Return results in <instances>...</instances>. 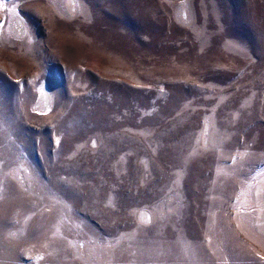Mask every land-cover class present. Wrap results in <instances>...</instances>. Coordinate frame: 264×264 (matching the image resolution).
I'll return each instance as SVG.
<instances>
[{
  "label": "rangeland",
  "instance_id": "374dc122",
  "mask_svg": "<svg viewBox=\"0 0 264 264\" xmlns=\"http://www.w3.org/2000/svg\"><path fill=\"white\" fill-rule=\"evenodd\" d=\"M261 183L264 0H0V264H264Z\"/></svg>",
  "mask_w": 264,
  "mask_h": 264
},
{
  "label": "bare ground",
  "instance_id": "6f19581e",
  "mask_svg": "<svg viewBox=\"0 0 264 264\" xmlns=\"http://www.w3.org/2000/svg\"><path fill=\"white\" fill-rule=\"evenodd\" d=\"M261 185H264V184L261 183ZM261 185H260V186H261ZM261 195H262V194H261ZM261 197H262V196H261ZM263 206H264V205H263ZM260 215H261V217H260V226L263 227V231H264V212L261 211Z\"/></svg>",
  "mask_w": 264,
  "mask_h": 264
}]
</instances>
